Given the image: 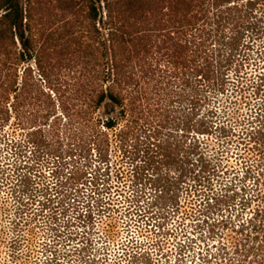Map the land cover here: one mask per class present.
<instances>
[{
    "label": "rangeland",
    "instance_id": "1",
    "mask_svg": "<svg viewBox=\"0 0 264 264\" xmlns=\"http://www.w3.org/2000/svg\"><path fill=\"white\" fill-rule=\"evenodd\" d=\"M32 1L41 32L52 36L46 60L51 75L66 83L77 79L83 55L73 54L77 47L70 40L74 36L79 43H93V23L87 21V14L94 2ZM25 2L20 0L24 8ZM94 6L103 14L102 2ZM242 6L250 29L241 46L248 48L243 49L244 58L236 57L238 62L225 73L223 92L192 93L183 84L195 80L187 70H180V81H163L152 95L153 106L127 139L119 130L105 133L107 164L100 166L97 192L93 180L98 177L97 151L84 146L88 130L65 118L44 85L42 91L52 105L49 118L39 120L41 124L32 126L27 115L11 111L2 116L0 264H232L240 260L253 237L252 229L241 226L250 221L255 225L256 211L264 207V0H246ZM225 19L204 27V48L214 59L223 48L221 38L232 35ZM95 23L99 30V22ZM38 76L35 71L34 77ZM205 131L209 134L201 135ZM138 137L161 155L180 146L183 152L199 156L181 155L173 161L149 153L137 158ZM35 139H42L53 155L35 154L29 143ZM201 156L209 164V173L198 187L192 180L199 169L194 175L188 171ZM143 162L155 171H142L133 179L132 170ZM78 170L86 175L74 186L67 180ZM157 179L180 183L177 214L156 204L162 196L151 185ZM166 213L171 217L157 220Z\"/></svg>",
    "mask_w": 264,
    "mask_h": 264
},
{
    "label": "trees",
    "instance_id": "2",
    "mask_svg": "<svg viewBox=\"0 0 264 264\" xmlns=\"http://www.w3.org/2000/svg\"><path fill=\"white\" fill-rule=\"evenodd\" d=\"M244 1L91 0L87 21L93 23L95 39L93 43H79L72 36L70 41L75 42L78 50L73 54L83 55V61L78 78L66 83L55 79L46 66L52 36H44L41 32V25L33 16V1L26 0L24 8L20 0H0V123L5 121L2 116L10 111L16 115H27L32 126L49 118L52 104L50 96L46 97L42 91L44 85L52 92L59 108H63L65 118L88 130L84 146H93L97 151L99 168L95 173L98 177L93 179L97 192L102 177L99 175L102 171L100 166L107 164L109 141L105 133L119 130L120 135L127 139L144 119L149 107L153 106L152 95L159 92L163 81L168 78L180 81V70H187L195 80L183 81V84L190 87L192 93L203 89L218 94L223 92L225 73L238 62L236 57L244 58L243 49L248 48L241 46L244 33L250 29L242 16ZM101 2L103 14L99 6H94ZM250 3L247 1V5ZM223 16H226L225 24L232 27V35L229 39L221 38L224 39L223 48L214 59L204 48V27H212ZM95 22H99V30H96ZM64 44L67 46L68 43ZM66 48L63 46L64 50ZM35 71L39 74L38 79L34 77ZM62 100L66 102L61 104ZM43 112L45 115L37 116ZM203 134L208 135L209 132H201ZM140 139H137L141 144L135 155L137 158L141 154L144 158L149 153L173 161L181 155L186 158L199 156L198 153L183 152L180 146L161 155L150 150L152 145L146 144L148 140ZM29 143L36 148L35 154L39 157L53 155L45 148L42 139ZM196 163L188 173L194 175L199 169L192 182L200 187L202 176L209 173V164L202 156ZM88 164L84 168L90 166ZM149 170L155 171L148 162H143V166L132 170L133 179L140 177V172ZM85 175L78 170L67 181L77 186ZM151 186L162 196L157 198L156 204L171 207L172 213L177 214L180 183L157 179ZM188 189L192 191L193 187ZM169 194L174 195L169 197ZM170 217L166 213L165 216L159 215L157 220L165 221ZM255 223L250 221L241 226L252 229V246L232 264H264V207L262 211H256Z\"/></svg>",
    "mask_w": 264,
    "mask_h": 264
}]
</instances>
